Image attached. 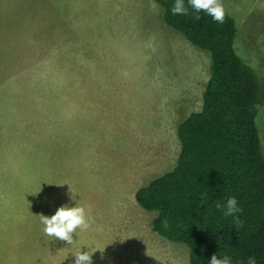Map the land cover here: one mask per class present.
<instances>
[{"label": "rangeland", "instance_id": "rangeland-1", "mask_svg": "<svg viewBox=\"0 0 264 264\" xmlns=\"http://www.w3.org/2000/svg\"><path fill=\"white\" fill-rule=\"evenodd\" d=\"M219 2L236 21L241 49L264 68V0ZM132 4L135 12H110L111 1L0 0V264H71L87 244L92 264H188L186 244L153 239L151 226L142 233L156 212L122 198L171 169L176 125L201 107L209 55L169 30L153 0ZM80 73L96 94L81 125L55 131L60 121L51 123L47 107L70 99ZM107 89L125 92L122 103L98 96ZM72 129L99 143H69ZM114 197L124 205L104 203ZM65 204L85 208L89 229H77L71 244L46 241L41 215Z\"/></svg>", "mask_w": 264, "mask_h": 264}, {"label": "trees", "instance_id": "trees-1", "mask_svg": "<svg viewBox=\"0 0 264 264\" xmlns=\"http://www.w3.org/2000/svg\"><path fill=\"white\" fill-rule=\"evenodd\" d=\"M163 24L209 55L199 110L176 125L178 153L171 169L139 187L138 205L155 211L152 230L188 246V264H208L214 254L231 264H264V140L256 125L264 107V68L241 48L237 24L204 12L173 14L175 0H153ZM261 111V109H260ZM261 114V112H260ZM233 196L238 223L215 205Z\"/></svg>", "mask_w": 264, "mask_h": 264}, {"label": "clouds", "instance_id": "clouds-1", "mask_svg": "<svg viewBox=\"0 0 264 264\" xmlns=\"http://www.w3.org/2000/svg\"><path fill=\"white\" fill-rule=\"evenodd\" d=\"M193 12L197 13L196 19H199V13L202 11L206 15L210 16L216 22H223L224 8L219 0H188ZM155 7V5H154ZM173 14H187V9L184 7L183 0H175L171 9ZM217 210L223 211V215L231 216L237 223L238 214L242 211L237 199L233 196H229L221 205L217 203L215 205ZM90 217L86 213V210L82 206H76L72 204L61 205L57 207L53 214L50 216L41 215L40 222L43 225L42 232L44 235L53 238L52 240L65 241L67 244L72 243V234L77 229L86 230L89 227ZM82 246V245H81ZM81 246L76 251L71 264H92L93 245H83L85 250L81 251ZM96 250H99L98 248ZM66 258V256H65ZM64 258V259H65ZM208 264H231L229 257H217L212 255L208 260ZM248 264H256L254 257L248 258Z\"/></svg>", "mask_w": 264, "mask_h": 264}, {"label": "crops", "instance_id": "crops-1", "mask_svg": "<svg viewBox=\"0 0 264 264\" xmlns=\"http://www.w3.org/2000/svg\"><path fill=\"white\" fill-rule=\"evenodd\" d=\"M101 1H106V2L111 1V3H112L111 8L109 7L110 12H126V11L135 12L136 9H137L135 5H133V4L131 5L132 0H101ZM158 26L159 25L157 24L156 27L160 28V26L159 27ZM168 33H170V32H168ZM113 51H114L113 54L119 55V56L121 55V53L117 52L114 47L112 49V52ZM139 70L140 69H137L136 71L139 72ZM84 79H85V75H83L81 73L78 74L77 75V80L80 81L81 87H77V89L75 91H70V89H67V92L69 93V91H70V93L67 94L66 97H69L70 99H66V98L62 99L60 101L61 105L55 106L54 108H52V110H50L47 107L48 117L50 115L51 123H53L54 120L60 121V124L52 127V129L54 128L53 130L56 131V130L61 128V129H63L65 131L68 127H70L72 125H75V124L81 125L80 118L82 116H84V114H85L84 110H85L86 103L89 102V100H87L86 98H92V96L90 95L91 93H95L96 94L95 91L89 92V91H87V88H83L82 87ZM98 92H100V91L98 90ZM100 93L101 94H98V96H107V97H112V98H119L120 104H121L122 103L121 97L124 96L123 93H125V92H119V90H117V92H116L115 89H110V90L107 89V90L101 91ZM130 95H131V93H130ZM115 102H116V100L114 101V103ZM91 103H92V100H91ZM113 105H114V107H113L112 110H110V113L111 114L118 113L117 112V110H118L117 106L115 104H113ZM110 107H111V105H110ZM56 113H60V115L57 117V116L54 115ZM115 116L119 117L120 119H123L122 116H119L117 114L113 115V118H115ZM69 134H70V138H71V139L70 138L69 139L71 140V142L70 141H68V142L72 143V144L85 145V144L99 143V142H96V140H95V138H97V137H88L80 129H72V130L69 131ZM138 188L137 187L131 188L132 190L129 191L122 198V200L125 199V201L127 202V204L129 206H135L136 205L135 203H137V202L135 201L134 194H135V192H136V190ZM125 192H126V189H125ZM103 199L101 201H97L96 200V201H94V203L89 204L87 207L93 208V207H97L98 205H102ZM121 201L120 202L116 201V197H114L113 200H111V201L105 200L104 203L108 204L110 208H115V207H117V204L124 205V203L123 202L121 203ZM153 217H154V215L151 216V217L149 216L148 228H146L147 227L146 225H141L142 229H143L142 233L145 232L147 229H148L147 230L148 233L147 232L146 233L148 235L151 233V230H150L149 227L151 226V220H152ZM89 222H90V220H89ZM35 224H36V221H34L32 223V226H34ZM35 233H36V231L34 232V234ZM115 233H117V232H115ZM150 236L153 239H156L155 237H157V238L159 237V236H156L154 234L153 235L150 234ZM50 238L51 237H48V236L45 235V240L46 241H49ZM115 239H117V236L115 237ZM122 251H123V253L125 252L124 249H122Z\"/></svg>", "mask_w": 264, "mask_h": 264}]
</instances>
